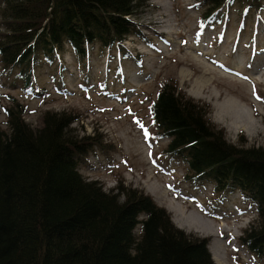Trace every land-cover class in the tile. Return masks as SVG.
<instances>
[{
  "label": "trees",
  "instance_id": "obj_1",
  "mask_svg": "<svg viewBox=\"0 0 264 264\" xmlns=\"http://www.w3.org/2000/svg\"><path fill=\"white\" fill-rule=\"evenodd\" d=\"M142 1L0 0V63L19 66L24 75L39 54L50 60L69 47L83 57L88 44L122 46L128 36L141 35L131 17ZM201 3L206 19L225 5L263 9L262 0ZM151 107L157 134L168 139L166 151L185 160L194 180L212 182L219 192L240 191L254 204L257 220L240 239L264 256V144L231 143L210 123L205 105L169 84ZM4 113L0 264H215L208 239L176 228L143 191L121 185L105 190L82 176L81 164L95 145L103 147L102 138L72 135L71 114L46 112L34 129L20 103Z\"/></svg>",
  "mask_w": 264,
  "mask_h": 264
},
{
  "label": "rangeland",
  "instance_id": "obj_2",
  "mask_svg": "<svg viewBox=\"0 0 264 264\" xmlns=\"http://www.w3.org/2000/svg\"><path fill=\"white\" fill-rule=\"evenodd\" d=\"M262 5L260 13L225 5L206 19L201 0H143L131 17L141 35L128 36L122 46L88 44L83 57L69 48L50 60L39 54L24 75L21 67L4 69L0 63V126L7 130L4 108L14 102L24 107V121L34 129L42 127L46 112L71 114L72 135L102 138L103 147L95 145L80 166L83 177L105 190L121 185L143 191L176 228L209 240L215 264H264V256L234 237L257 220L254 204L240 191H214L208 181L194 180L185 160L166 151L168 139L157 134L151 114L158 91L169 84L205 105L210 123L231 143L264 144V0ZM202 78L209 80L197 94L195 83ZM232 97L245 105L256 126L228 110L219 116L217 103L228 104ZM169 201L182 204L186 215L227 227H221L218 239L181 225ZM243 215L239 229L232 221ZM216 242L223 243L225 253Z\"/></svg>",
  "mask_w": 264,
  "mask_h": 264
},
{
  "label": "bare ground",
  "instance_id": "obj_3",
  "mask_svg": "<svg viewBox=\"0 0 264 264\" xmlns=\"http://www.w3.org/2000/svg\"><path fill=\"white\" fill-rule=\"evenodd\" d=\"M221 67L222 66H220V68ZM224 68L225 69H229L226 66H224ZM224 68L222 67V69H224ZM205 71H207V69H205ZM226 71L230 72L231 70H226ZM204 76L206 77V75H204ZM220 77H222V76L220 75ZM246 79H248V78H246ZM208 80L209 79H207V78L206 79L205 78H202L200 80V82H196L195 83L196 84V87L198 88L197 94H200L202 92V88H203V86L205 85V83ZM260 81H263V80H260ZM234 98L232 97L231 100H229L228 104H226L225 102L224 103H217L216 106H217V111H218L219 116H221V113L223 111L228 110L229 111V114H230V112H232L233 115H234V118L239 119V121H243V122L246 121V124H249V126H256L257 121L254 120L253 118L251 119L250 118L251 115L248 116V114H246V112H245V105L243 103H241V101L236 100ZM234 122H236V121L234 120ZM234 127L235 128H240V127H242V125L239 126L238 124H236ZM150 188L153 190V186L150 187ZM163 194H167V191H164ZM173 202L174 201H169L167 207L170 210H172V211L174 210V212H176V214L179 216L178 217V221H176V222H179L181 225H184L186 227L188 226L189 228H191L193 230L194 229H197L198 231H202L205 234L212 235V236H215V237L217 236V233L220 230L221 225H215V224H213V222H210V221H208L206 219H203V218H201L199 216H195L193 214H187L186 215L184 213L183 207L181 206L182 204H176V205H174ZM219 234L220 233H218V236H219ZM215 246L218 247V249H219L220 252L225 253L226 249H225V246L223 245V243L217 244V242H216V245ZM208 249H209V245H208ZM209 251H210V249H209ZM210 253H211V251H210ZM211 256H212V253H211ZM212 259H213V256H212Z\"/></svg>",
  "mask_w": 264,
  "mask_h": 264
},
{
  "label": "snow or ice",
  "instance_id": "obj_4",
  "mask_svg": "<svg viewBox=\"0 0 264 264\" xmlns=\"http://www.w3.org/2000/svg\"><path fill=\"white\" fill-rule=\"evenodd\" d=\"M253 94L256 96L257 100H261L262 99L260 96L256 95L255 88L253 89Z\"/></svg>",
  "mask_w": 264,
  "mask_h": 264
}]
</instances>
